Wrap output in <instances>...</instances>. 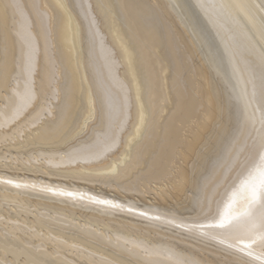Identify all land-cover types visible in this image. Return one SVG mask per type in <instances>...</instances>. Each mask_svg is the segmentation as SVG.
I'll list each match as a JSON object with an SVG mask.
<instances>
[{
  "label": "bare ground",
  "instance_id": "6f19581e",
  "mask_svg": "<svg viewBox=\"0 0 264 264\" xmlns=\"http://www.w3.org/2000/svg\"><path fill=\"white\" fill-rule=\"evenodd\" d=\"M0 264H264V0H0Z\"/></svg>",
  "mask_w": 264,
  "mask_h": 264
},
{
  "label": "rangeland",
  "instance_id": "374dc122",
  "mask_svg": "<svg viewBox=\"0 0 264 264\" xmlns=\"http://www.w3.org/2000/svg\"><path fill=\"white\" fill-rule=\"evenodd\" d=\"M151 196H152V194H151Z\"/></svg>",
  "mask_w": 264,
  "mask_h": 264
}]
</instances>
